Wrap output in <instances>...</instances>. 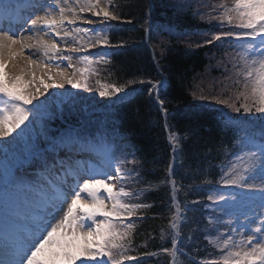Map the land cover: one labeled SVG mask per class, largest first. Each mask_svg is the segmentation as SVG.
<instances>
[{
    "label": "snow or ice",
    "instance_id": "obj_1",
    "mask_svg": "<svg viewBox=\"0 0 264 264\" xmlns=\"http://www.w3.org/2000/svg\"><path fill=\"white\" fill-rule=\"evenodd\" d=\"M0 6L8 7L3 0H0ZM32 7L36 14L25 22L31 24L32 27L27 31L33 35L22 36L11 28H0V140L11 136L18 129V136L24 134L27 128L25 122L29 121L30 116L39 119L40 106L34 105L30 109L25 105L32 104L33 99L44 93L37 88L35 94L25 95L20 87L22 82L34 83L37 71L53 81L52 84H45L44 77L39 78L44 92L53 86L63 87L65 83L72 88L93 91L90 86L92 77H97L95 83L98 87L95 90L100 97L124 92L128 84L137 82L151 85L148 88L149 96L158 91L161 81L129 80L120 85L102 82L99 77L104 69L97 65H107L110 61L105 54L100 53L97 59H93L91 53L78 56L83 67L69 63L67 67L73 69L70 74L60 69L58 63L55 64L59 83L51 74V67L59 58L58 54L83 53L100 45L112 46L105 29L110 27L109 21L122 19L113 10L114 0H104L103 6L101 0H52L51 3L48 0H35ZM205 7L209 11L200 15V18L208 19L209 22L215 20L218 27L226 30L211 33L210 38L204 39L203 45H212L228 37L240 41L234 46L230 45L231 54L225 53L226 59L221 61V66L228 73L225 80L230 82L225 90L232 91L233 95L227 99L219 96H213L212 99L237 113L242 109L245 113L264 114V0H220L218 4ZM85 13L98 19L86 17ZM81 23L104 27L85 28L80 26ZM149 31L145 28L146 33ZM49 36L59 37L64 47L54 38L46 39ZM203 45L197 44L198 47ZM31 48L39 50V58L34 59L29 55L25 57L23 66L14 63L25 49ZM64 59L71 61L73 56L67 55ZM192 95L194 98H207L202 90L199 96L195 91ZM155 100L165 116L164 127L168 131L172 152L178 155L182 141L188 139L189 133L193 136L198 133L191 126L182 135L172 130L173 126L167 120L165 101L159 95L155 96ZM74 145L94 150L90 142L82 141L79 133L73 132L50 144L53 151ZM237 148L232 154L233 158L221 167L222 175L218 183L257 190L260 211L253 217H246L248 223L242 231L236 228H229L227 232L214 229L217 235L206 234L205 240L216 252L209 253L199 264H264V119L261 120L258 135L245 129V135L239 139ZM26 151L27 155L15 167L5 166L0 172V231L3 232L0 264H124L125 261L138 259L129 254L136 229V222L132 218H142L141 210L151 205L141 202L146 189L126 186L138 185L140 181L126 174L120 164L112 163L115 156L111 143L105 142L102 153L106 168L80 163L62 164L61 176L46 179L41 188L43 196L39 211L30 218L29 227L23 229L19 217L9 207V202L16 193L33 190V186L26 184L19 172L24 165L31 166L34 158L44 156L38 143L29 145ZM124 163L137 165L139 161L132 159ZM131 171L139 175L137 169ZM166 171L167 177L161 184L171 185L174 212L168 222L171 247H161L160 251L171 257L170 264H177V253L182 252L178 244L183 243L178 237L181 234V221L185 217L181 215L184 209L176 199L178 185L172 178V162ZM45 174L53 176V169L44 167L40 175L44 177ZM207 199L216 203L225 197L209 195ZM216 222L209 220L210 224ZM164 239L165 230L162 229L161 240ZM144 255L156 256L158 253L147 252ZM189 264H196L194 257L189 259Z\"/></svg>",
    "mask_w": 264,
    "mask_h": 264
},
{
    "label": "trees",
    "instance_id": "obj_2",
    "mask_svg": "<svg viewBox=\"0 0 264 264\" xmlns=\"http://www.w3.org/2000/svg\"><path fill=\"white\" fill-rule=\"evenodd\" d=\"M208 4H211L209 0H114L113 10L122 19L105 29L112 45L105 46L110 63L97 65L104 69L99 79L105 83L120 85L141 79L162 82L159 97L165 101L172 130L182 135L191 126L198 133L195 136L189 133L178 155L172 152L164 127L165 116L155 100V92L149 96L151 85L148 83L128 84L124 92L100 97L95 90L97 77H92L93 91L84 93V101L71 105L72 97L65 100L69 103L64 102L57 115L41 111L44 140L51 142L69 132L79 133L81 139L94 137L100 141L101 137L104 148L105 142L112 145L115 156L112 163L120 164L126 174L140 181L138 185L126 186L146 189L141 202L151 207L141 210L142 218H132L136 229L129 254L138 259L124 264H170L171 257L160 251L161 247H171L168 235V222L174 212L171 185L161 184L167 177L170 162L174 168L172 178L178 185L176 199L185 217L178 237L183 243L178 244L182 252L177 253V264H189L193 257L199 264L209 253L216 252L205 240L206 234L215 236L214 229L227 232L229 228H236L221 221L229 215L210 209L212 201L207 197L219 188L220 164L230 160L238 150L237 143L245 135V129L258 135L264 114L245 113L242 109L237 113L212 99L233 95L232 91L225 90V86H230L225 80L228 73L215 65L219 57H226L224 50L232 52V48L224 44V38L212 45H203L211 33L226 30L218 27L215 20L200 18L208 12L205 7ZM145 28L150 31L146 33ZM229 45L235 43L231 41ZM222 74L223 84L217 82V76ZM131 90L134 92L130 97L121 96ZM201 90L207 98H194L192 93L195 91L199 96ZM132 159L139 164L124 163ZM133 168L139 171L138 176L135 171L129 172ZM210 219L218 222L210 224ZM162 229L164 240H161ZM147 252L158 255H144Z\"/></svg>",
    "mask_w": 264,
    "mask_h": 264
},
{
    "label": "rangeland",
    "instance_id": "obj_3",
    "mask_svg": "<svg viewBox=\"0 0 264 264\" xmlns=\"http://www.w3.org/2000/svg\"><path fill=\"white\" fill-rule=\"evenodd\" d=\"M211 4H218L220 0H209ZM41 2H44V0H41ZM49 3L52 2V0H48ZM230 2V0H229ZM101 4L103 6L104 0H101ZM209 11V9L207 10ZM35 10L34 11H29L28 16L25 21H30L31 18H34L35 15ZM86 17H90V13H85L84 14ZM95 18V17H94ZM92 18V19H94ZM98 19V18H95ZM24 21V24H29ZM81 27H84L80 25ZM104 27V26H98L97 29ZM93 28V27H92ZM221 31V30H219ZM208 35V34H207ZM235 37H228L224 38L223 41H225V45L230 47L231 41L235 43L234 41ZM64 47L63 43L62 46ZM225 53L231 54V51L229 49L224 50ZM84 53V52H83ZM67 55H72L73 59L71 61L64 59L65 56ZM84 54L81 53H69V52H64L63 54H58L59 58L53 63L51 67V74L56 78V83H59V78L56 77V73L58 69L55 67V64L60 65V69H63L67 73H71L73 69L68 68L67 65L69 63L75 65L76 67H83V65L80 63V61L77 59L78 56H83ZM226 59V57H219L215 61V65L218 66L219 68L223 69L224 68L221 66V61ZM224 74L217 76V82H224L223 78ZM79 78V77H77ZM45 84H52L53 81H50L47 79V77H44ZM223 84V83H222ZM39 88L40 92H43V95H38L35 99H33V103L30 105H25L27 108H33L34 105L40 106L41 111L46 110V113L48 114H54L57 115L60 112V106L62 104H67L69 103L68 101L71 97L73 99L72 102L70 103L71 105L73 104H78L82 101H84V93L86 92L83 89H76L72 88L71 85L65 83L63 87H50L48 88L47 92H44V86L41 85L38 82L30 83L26 85V87L22 88L24 91L25 95H33L36 93V89ZM87 97H90L89 94ZM31 121V123L29 122ZM29 121H26L25 124L27 125V128L25 129V133L18 136L17 133L20 131L19 129L17 132H14L11 136L0 140V172L3 171V168L8 165V167L11 165L15 167L20 160H22L27 154V148L31 144H35V141L40 142L41 146L40 149L41 151L44 152L43 158L36 159L34 158V162L31 166L29 165H24L19 172V175L23 178L24 182L26 184L32 185L33 190L28 191L24 190L19 193L14 194L9 202V207L10 208H15L19 211H21L25 216H27V219H25L24 224L29 227L30 225V218L34 213H37L40 207V198L42 191H38L39 189V184L41 183V173L43 171L39 170L42 167H45L49 161H52L54 158L57 157V150L53 151L50 144L45 146L44 143L47 141L44 140V134H40L39 131H41V117L37 119L34 116L29 117ZM24 128V125L21 126ZM46 150V151H45ZM61 150V149H60ZM63 150V148H62ZM61 151L58 152L59 157L61 158L60 155ZM231 157L230 159H232ZM36 164L39 165L37 170L30 171L29 168L34 167ZM226 164L222 163L220 164V171L221 167ZM92 166H95L97 168H105L104 166H101L100 164L92 163ZM220 177V176H219ZM259 183V180L256 181ZM225 187V185H223ZM221 186V187H223ZM230 187H233L234 189L237 190V192L233 194H228L227 192H222L221 195L225 197L224 200H219L218 202H224L221 206L225 212L223 213H231L234 216H228L224 217V219H221L222 222H231V224L236 225L235 227L238 230H243V226L248 223L246 217L250 218L253 217L257 212L260 211L258 205L260 203V197L257 193V190H250V189H242L238 186L234 185H228ZM242 192H245L247 194H244ZM211 196H217L215 195L216 192H213ZM256 194V195H255ZM103 195V193H102ZM220 196V195H218ZM252 196V197H251ZM66 207V206H65ZM259 219V217H257ZM21 223V222H20ZM255 226V225H253ZM0 244L1 242V236H0ZM79 264V262H77Z\"/></svg>",
    "mask_w": 264,
    "mask_h": 264
},
{
    "label": "bare ground",
    "instance_id": "obj_4",
    "mask_svg": "<svg viewBox=\"0 0 264 264\" xmlns=\"http://www.w3.org/2000/svg\"><path fill=\"white\" fill-rule=\"evenodd\" d=\"M15 1H16V3L13 6H11V3L13 2V0H3V3L8 5V7L4 8L3 6H0V15H3L2 18L5 19V21H4L5 23L8 22V25H6V26L4 25V27L6 28L8 26L7 29L11 28V30H15L14 32H17L18 35H22V36L33 35L32 32L27 31V29H30L32 27L31 24L29 23V24L25 25V24H21V22L26 20V18L28 16V12L24 11L22 9L31 8L32 5L35 3V0H15ZM90 18H92L91 15H90ZM13 21H14V23H16V25L12 24ZM21 25H23V27H21ZM80 25H82V26L85 25L84 26L85 28H89L92 26V25H87V24H82V23ZM1 27H2V25H0V28ZM52 38H54L56 40V42L60 43L62 46V42L60 41L59 37H52V36L46 37V39H52ZM101 47H102V45L97 46L95 48H90L88 51H91V50L96 51V50H99V48H101ZM29 55H32L33 58L36 59V58H39L40 52L36 48L25 49L23 54L20 57H18L14 63H16L18 66H23L25 64V57H27ZM36 75H37V80L35 82H38L40 77H42V76L45 77L44 74L41 73L40 71H37ZM25 79L27 80L28 78L26 77ZM28 84H30V83L22 82L20 87L24 88ZM69 162L71 164H77L75 161H72V160ZM104 163H106V162H104ZM61 175L62 174H60L59 176H61ZM40 201H41V198H40ZM23 227H26V226H23Z\"/></svg>",
    "mask_w": 264,
    "mask_h": 264
}]
</instances>
